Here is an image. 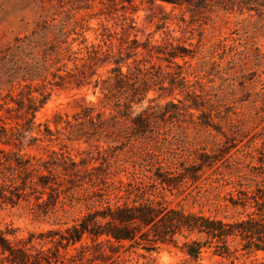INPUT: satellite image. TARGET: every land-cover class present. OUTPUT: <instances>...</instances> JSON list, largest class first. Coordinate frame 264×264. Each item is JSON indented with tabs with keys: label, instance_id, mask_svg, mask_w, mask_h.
<instances>
[{
	"label": "trees",
	"instance_id": "16d2710c",
	"mask_svg": "<svg viewBox=\"0 0 264 264\" xmlns=\"http://www.w3.org/2000/svg\"><path fill=\"white\" fill-rule=\"evenodd\" d=\"M69 1L76 2L75 13L91 10L95 1L100 8L58 24L44 22L0 51V145L9 147L0 149V205L23 203L34 219L53 217L57 225L68 209L80 215L63 231L38 235L52 248L34 249L33 234L20 246L0 234V264H56L60 249L75 245L81 264H149L161 245L179 247L187 259L180 264H198L205 252L264 264V153L248 169L221 162L202 191L207 213L167 200L226 154L225 148L207 153L183 146L190 128L226 134L202 93L199 47L170 34L173 10L260 14L264 0ZM138 5L158 9V17L145 18L152 32L137 27ZM86 16L102 19L96 44L82 36ZM158 32L160 41L152 42ZM63 89H91L97 100L81 97L74 111L36 123L52 92ZM29 149L45 156L23 152Z\"/></svg>",
	"mask_w": 264,
	"mask_h": 264
},
{
	"label": "rangeland",
	"instance_id": "374dc122",
	"mask_svg": "<svg viewBox=\"0 0 264 264\" xmlns=\"http://www.w3.org/2000/svg\"><path fill=\"white\" fill-rule=\"evenodd\" d=\"M75 6L76 2L69 0H0V51L12 44L14 37L28 35L34 30L39 31L44 22L58 24L67 15L78 18L86 12L96 13L100 8L99 3L95 1L91 10L75 13L71 10ZM165 10L169 12L170 7L165 6ZM147 15L158 17L159 11L157 8L148 10L145 5H138V11L133 15L137 27H144L145 33L152 32L154 28L153 24L145 19ZM173 15L176 18L168 25L171 36L179 39L180 43L185 42V46L190 44L192 48L199 47L197 49L201 51L202 93L212 102L213 122L219 123L226 134L224 138L212 128H190L184 136L183 146L188 149H202L207 153L225 148L226 154L221 161L205 170L197 182L180 194L168 195L167 200L172 207L180 205L185 210L207 213L208 206L202 202V191L216 178L213 171L221 162L228 159L231 164L239 163L248 169L256 166V159L264 153V11L260 14L246 11L189 13L175 9ZM100 21L102 19H89L86 16L82 22V36L88 43H98V32L94 30L98 29ZM155 21L156 19H153V23ZM161 36V32L155 33L151 41H160ZM138 38L141 39L140 34ZM80 39L81 36L78 37V40ZM76 48L74 43L73 49ZM175 62L182 64L179 59ZM104 70L105 68H101L98 73L102 74ZM1 94L3 95L4 91ZM152 95L149 94L150 97ZM81 97L85 102L94 103L97 100L91 89L53 91L44 107L36 113L35 122L50 121L56 112L64 114L74 111L77 105L81 104ZM4 123L7 127L13 124L9 121ZM49 126L53 128L52 124ZM174 132L178 134L180 130L174 129ZM0 149L7 151L9 147L0 145ZM53 149L56 150L57 147ZM23 152L45 156L42 150L29 149ZM69 153L78 158L75 150H69ZM195 195L197 198H194ZM61 215L58 214L59 217ZM79 215L77 208L68 209L61 218L60 225H57L58 222H54L53 217L34 219L23 203L14 207L0 205V234L12 246H20L19 240H26L29 234H33L34 249L52 248V244L46 242L47 239L40 240L38 235L50 230L63 231ZM77 248L78 245L68 247L65 251L60 249L61 257L56 264H81L76 257ZM1 257L0 255V259ZM184 260L187 259L179 247L161 245L150 256L149 264H180ZM242 261L243 259L231 262L205 252L198 264H242Z\"/></svg>",
	"mask_w": 264,
	"mask_h": 264
}]
</instances>
